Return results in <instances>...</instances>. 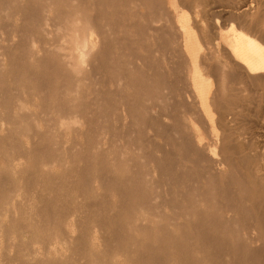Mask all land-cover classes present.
<instances>
[{
    "label": "rangeland",
    "instance_id": "1",
    "mask_svg": "<svg viewBox=\"0 0 264 264\" xmlns=\"http://www.w3.org/2000/svg\"><path fill=\"white\" fill-rule=\"evenodd\" d=\"M261 2L0 0V264H264V81L236 52L264 42ZM72 19L100 39L82 73Z\"/></svg>",
    "mask_w": 264,
    "mask_h": 264
},
{
    "label": "bare ground",
    "instance_id": "2",
    "mask_svg": "<svg viewBox=\"0 0 264 264\" xmlns=\"http://www.w3.org/2000/svg\"><path fill=\"white\" fill-rule=\"evenodd\" d=\"M65 1V0H64ZM205 1V0H203ZM262 0H260L261 2ZM264 1V0H263ZM71 2V1H69ZM251 2V1H250ZM13 3V2H12ZM67 3V2H66ZM193 3V2H192ZM199 3V2H198ZM252 3V2H251ZM256 3V2H255ZM263 5L264 2H261ZM201 4V3H200ZM206 5V2L203 3ZM69 5V4H68ZM204 5V6H205ZM210 5V4H209ZM250 5V4H248ZM258 5V4H257ZM218 6V5H217ZM256 6V5H255ZM202 7V6H201ZM199 7V8H201ZM253 7V6H252ZM257 7V6H256ZM189 8V7H188ZM198 8V9H199ZM211 8V6H210ZM216 8V7H215ZM259 8V7H258ZM260 8H264L263 6H261ZM72 9V8H71ZM182 9V8H181ZM185 9V8H184ZM191 9V8H190ZM202 9V8H201ZM245 10L246 9H249L248 8H244ZM189 10V9H188ZM193 10V9H192ZM197 10V9H196ZM212 10V9H211ZM250 10V9H249ZM252 10V9H251ZM260 10V9H259ZM258 10V12H260ZM264 10V9H263ZM260 13H262V11ZM248 11V10H246ZM254 11V10H253ZM257 11V10H256ZM217 12V11H216ZM238 12H241V11H238ZM197 13V12H196ZM215 13V12H214ZM253 13V12H252ZM251 13V14H252ZM255 13V12H254ZM248 14V13H247ZM259 14V13H258ZM199 15V14H198ZM257 15V14H255ZM262 15V14H261ZM260 15V16H261ZM190 16V15H189ZM244 16V15H243ZM195 17V16H194ZM244 17H247V16H244ZM264 17V16H263ZM190 17L188 16H184V15H179L178 17V21H179V25L181 27V30L182 32L185 34L184 37H185V40H186V48L188 49V51H192L194 49L196 50H200L201 48L203 49V46L201 44V40H199L198 38H196V36L194 37V39L191 40V29H190V26H189V19ZM243 18V17H242ZM192 21V20H191ZM104 25V24H103ZM213 25V24H212ZM85 26V25H84ZM255 27V26H254ZM253 27V28H254ZM180 29V28H179ZM212 32V31H210ZM242 33V32H241ZM256 33V32H255ZM258 33V32H257ZM256 33V34H257ZM62 34V33H61ZM52 35V34H51ZM65 39L62 41V44L57 47L59 50H63L64 52H66L67 54L65 55L64 59L66 61V66L73 72V73H82L83 70L85 69V66L88 64L89 62V58L95 53L97 52V47L98 45L100 44V39L97 35V33L91 29H87L85 27H82L80 22L77 20V19H72L71 22H68V27L66 28V31H65ZM215 35V34H214ZM245 35V34H244ZM258 35V34H257ZM183 36V35H182ZM209 36V35H208ZM249 35H247V38L244 40L243 42V45L239 46L236 50L237 52V59L239 60L240 59V67H242V69L245 71L246 75L248 76L249 79H251L252 81L254 82H260L262 83L264 81V45H262V43H260L259 41H256L254 38H252V35L251 37H248ZM198 37V36H197ZM260 38V37H259ZM184 39V38H183ZM184 41V40H183ZM263 41V39H262ZM105 45V43H104ZM33 46H34V42H33ZM193 46V48H192ZM215 46V45H214ZM186 49V50H187ZM104 52V51H103ZM101 53V52H100ZM186 53V52H185ZM40 55V54H39ZM191 55V53H190ZM209 55V54H208ZM192 56V55H191ZM200 56V54H199ZM198 56V57H199ZM201 57V56H200ZM209 57V56H208ZM43 58V56L41 57ZM46 58V57H45ZM200 59V58H199ZM191 60H193V58H191ZM225 61V60H224ZM224 63V62H223ZM192 65L194 66V70L192 71V82L191 83H194L192 85H194V91L197 90V92H199L200 96L205 100V105H206V108L208 109L207 112L209 114H213L212 110H211V103L214 101H212L210 103V99H212L213 97H211V94H212V88H211V85H206L205 84V79H204V75L202 73V65L200 64L198 58H196V60L193 61ZM236 65V64H235ZM234 65V67H235ZM192 66V68H193ZM223 66V65H222ZM229 66L228 65H224L222 68L226 69L228 68ZM237 67H239L237 65ZM89 69V68H88ZM213 69V68H212ZM191 70V69H190ZM224 71V70H223ZM190 72V71H189ZM204 72V71H203ZM216 72V71H215ZM225 72V71H224ZM239 73V72H238ZM211 74V73H210ZM215 74V73H214ZM217 75V74H216ZM235 76V74H232V76ZM240 77L239 74H236L235 77ZM190 76V75H189ZM215 77V76H214ZM234 77V79H235ZM217 78V77H216ZM233 78V77H232ZM139 79V78H138ZM230 79V78H229ZM237 79V78H236ZM235 79V80H236ZM231 80V79H230ZM233 80V79H232ZM147 81V80H146ZM262 81V82H261ZM233 82V81H232ZM137 84V83H136ZM208 84V83H207ZM254 85V83H252ZM262 85V84H261ZM139 86V84H138ZM138 86H135V87H138ZM255 86V85H254ZM256 87V86H255ZM134 88V87H133ZM128 89V87H127ZM131 89V88H130ZM222 89V88H221ZM125 90V89H124ZM130 91V90H129ZM196 92V94H197ZM130 93V92H129ZM226 93V92H225ZM187 96V95H186ZM197 96V95H196ZM25 98V97H23ZM129 98V97H128ZM188 98V96H187ZM215 98V97H214ZM143 99V98H142ZM198 99V98H197ZM196 99V100H197ZM202 99V101H203ZM189 102H190V99L188 98ZM201 100V99H200ZM200 102V101H199ZM204 102V101H203ZM217 103V102H216ZM215 103L213 102V105ZM218 104V103H217ZM216 104V105H217ZM202 105V104H201ZM22 106V105H21ZM24 106V105H23ZM219 106V105H218ZM129 107V105L127 106ZM126 107V108H127ZM203 107V106H202ZM213 107V106H212ZM25 108V106H24ZM125 109V108H124ZM203 109V108H202ZM221 110V109H220ZM126 111V110H125ZM138 111V109H137ZM204 111V110H203ZM205 113V112H204ZM216 113V112H215ZM214 113V114H215ZM222 114V113H221ZM140 115V114H139ZM205 115H207L205 113ZM126 116V115H125ZM138 117V115H136ZM208 116V115H207ZM206 116V117H207ZM117 117V116H116ZM222 117V115H221ZM228 119V118H227ZM207 120V119H206ZM210 120V119H209ZM229 120V119H228ZM17 121V120H16ZM24 121V120H22ZM58 121V120H57ZM125 121V120H124ZM208 121V120H207ZM212 121H216L214 120V116H212ZM18 122V121H17ZM191 122V120H190ZM52 123H56V122H52ZM64 123H67L69 125H73V126H76V125H82V123L80 122V120L78 118H69V119H64ZM130 123V122H129ZM209 123V121H208ZM211 124V123H210ZM15 125V124H14ZM84 125V124H83ZM191 125L194 126V124H192L191 122ZM228 125V124H227ZM232 125V124H231ZM45 126V125H44ZM51 126V125H50ZM192 126V127H193ZM233 127V126H232ZM196 129H198L197 127H195ZM211 128V127H210ZM82 129V128H81ZM33 130V128H32ZM195 130V129H194ZM196 131V130H195ZM212 131L215 133L216 128L215 126L212 127ZM228 131V130H227ZM27 132V130L25 131V133ZM211 132V131H210ZM21 133V132H20ZM22 133H24L22 131ZM239 134V133H238ZM14 137V136H13ZM216 137L220 140H224L225 141V136H222V134H216ZM246 137V136H245ZM52 139V138H51ZM216 139V138H215ZM241 140V139H240ZM198 141V140H197ZM104 142V141H103ZM219 142V141H218ZM250 142V141H249ZM106 143V142H105ZM104 143V144H105ZM137 144V143H136ZM219 145V143H218ZM122 146V145H121ZM105 147V146H104ZM233 147V146H232ZM142 148V147H140ZM235 148V147H234ZM240 146L237 145V147L235 148V152L239 153V149ZM213 149V148H212ZM211 150V149H210ZM209 150V151H210ZM215 150V149H214ZM223 150V149H222ZM217 151V150H216ZM220 151V150H218ZM207 152V151H206ZM216 153V152H215ZM211 154V153H210ZM218 154V153H216ZM215 154V155H216ZM264 154V153H263ZM237 155V154H235ZM238 156V155H237ZM184 157V156H183ZM213 157V156H212ZM258 158L259 156L258 155H246L243 157V160L242 161H248L249 159L251 158ZM185 158V157H184ZM215 158V157H214ZM218 158V156L216 157ZM140 159V158H139ZM219 159V158H218ZM231 160V157H223L222 161L219 163L220 166H229V161ZM260 160L261 162H264V156H260ZM156 161V160H155ZM218 165V164H217ZM151 166V165H150ZM149 167V166H148ZM154 167V166H153ZM150 168V167H149ZM152 169V168H151ZM215 169V168H214ZM219 169V168H218ZM154 170V169H153ZM222 170V169H221ZM263 169H259V171H262ZM152 172V170H151ZM151 174V173H150ZM154 174V173H153ZM157 173H155L156 175ZM214 180V179H213ZM212 180V181H213ZM261 180V179H260ZM157 181V179H156ZM193 182V181H192ZM203 182V181H202ZM204 183V182H203ZM195 186V185H194ZM194 187H192L191 189H193ZM195 189V188H194ZM206 189V187H205ZM211 189V188H209ZM183 191V190H182ZM191 191V190H189ZM188 191V192H189ZM205 191V190H204ZM156 192V191H155ZM194 194L196 192V189L193 191ZM198 192V191H197ZM202 192V190H201ZM152 195V194H151ZM200 197V196H199ZM176 198V197H175ZM197 198V197H196ZM156 199V198H155ZM201 199V198H200ZM177 201V199H175ZM183 200V199H181ZM181 200H179L181 202ZM157 201V200H156ZM185 201V200H183ZM203 203V202H202ZM207 203V202H206ZM166 204V203H165ZM178 204V202L176 203ZM182 204V202H181ZM184 204V202H183ZM247 204V203H246ZM187 205V204H186ZM204 206V205H203ZM115 207V206H114ZM254 207V206H253ZM168 208V207H167ZM202 208V207H201ZM183 210V209H182ZM196 210V209H195ZM43 211V210H42ZM116 211V210H115ZM180 211V209H179ZM44 212V211H43ZM47 213V212H46ZM136 213V212H135ZM48 214V213H47ZM135 215V214H134ZM175 215V214H174ZM142 216V215H140ZM147 216V215H146ZM145 216V217H146ZM172 217V216H171ZM137 218V217H136ZM195 217H193L194 219ZM142 219V218H141ZM151 219V217H150ZM150 219L148 218V220L150 221ZM154 219V218H153ZM151 222V221H150ZM178 222V221H177ZM170 223V222H169ZM174 223V222H173ZM139 224V223H137ZM153 224V223H152ZM160 224V223H159ZM164 224V223H163ZM186 224V223H185ZM143 225V224H142ZM162 225V224H161ZM170 226V225H169ZM157 230V228H155ZM191 232V231H190ZM157 234V233H156ZM230 237V236H229ZM143 239H145L143 237ZM189 240V239H188ZM135 245V243H134ZM133 251V250H132ZM156 255V254H155ZM253 264V263H252Z\"/></svg>",
    "mask_w": 264,
    "mask_h": 264
}]
</instances>
